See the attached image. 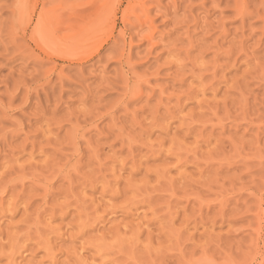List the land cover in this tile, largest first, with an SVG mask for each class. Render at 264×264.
Masks as SVG:
<instances>
[{"label": "rangeland", "instance_id": "374dc122", "mask_svg": "<svg viewBox=\"0 0 264 264\" xmlns=\"http://www.w3.org/2000/svg\"><path fill=\"white\" fill-rule=\"evenodd\" d=\"M21 1L0 264H264V0Z\"/></svg>", "mask_w": 264, "mask_h": 264}, {"label": "bare ground", "instance_id": "6f19581e", "mask_svg": "<svg viewBox=\"0 0 264 264\" xmlns=\"http://www.w3.org/2000/svg\"><path fill=\"white\" fill-rule=\"evenodd\" d=\"M23 2L21 1V0H16V2H15V4H14V7H13V10H12V21H13V25H14V27H16L17 25H19L21 22V24H23V21H29L28 19H27V17H26V20L24 19V15H25V13L23 12V10H21V9H23V7L24 6H22L23 4H22ZM42 8V7H41ZM45 14H46V11L42 8L41 10H40V12L38 13V19L40 18H46L45 17ZM27 21L26 22H24V24L26 25V23H27ZM37 21H39V20H37ZM32 23V22H31ZM28 24H30V21L28 22ZM38 22H35L34 23V30H37V29H35L36 28V25L38 26ZM28 26V25H27ZM38 31V30H37ZM53 36H56V35H53ZM70 40V39H69ZM52 41H54V45H55V48L57 47V49H63L64 48V46H68L67 44L69 43V41L67 40V39H65V38H59L58 36H56V38H54L53 39V37H52ZM79 42H80V46H78L79 45ZM77 44L76 43H69V44H71V46L72 47H70L69 49H64L63 50V52H61V55L63 56V57H65V58H69L70 57V60L72 59V61H74V62H76V63H81V62H83L85 59H87V58H89V56L90 55H92V53H87L85 50H84V48H86V47H83V46H81V45H84L85 43V41H79ZM56 50V49H55ZM56 51H58V50H56ZM60 58H62L61 56H60ZM68 61V60H67ZM200 262V261H199Z\"/></svg>", "mask_w": 264, "mask_h": 264}]
</instances>
